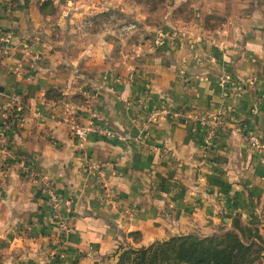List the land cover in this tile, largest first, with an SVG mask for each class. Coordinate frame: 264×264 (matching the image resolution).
<instances>
[{
	"label": "crops",
	"instance_id": "1",
	"mask_svg": "<svg viewBox=\"0 0 264 264\" xmlns=\"http://www.w3.org/2000/svg\"><path fill=\"white\" fill-rule=\"evenodd\" d=\"M6 2L14 7L0 8V30L12 34L13 48L0 56V117L12 95L21 101L0 189V264H115L124 241L211 236L234 219L264 237V148L245 139L252 133L264 146L262 16L242 27L190 24L183 41L158 45L155 34L115 35L104 21L124 17V7L113 0H61L55 16L34 0ZM211 8L203 21L220 15ZM225 77L245 91L226 94ZM163 107L179 117L149 123ZM212 119L222 124L205 161L204 122ZM68 120L114 135L82 142ZM21 163L69 202L67 238L47 221L42 179Z\"/></svg>",
	"mask_w": 264,
	"mask_h": 264
},
{
	"label": "trees",
	"instance_id": "2",
	"mask_svg": "<svg viewBox=\"0 0 264 264\" xmlns=\"http://www.w3.org/2000/svg\"><path fill=\"white\" fill-rule=\"evenodd\" d=\"M35 4L46 16H55L59 10L53 0H37ZM18 115L16 111L10 122ZM128 237L135 243L140 240L139 233H130ZM263 254L264 237L255 228L234 219L231 230L211 236L182 235L147 246L125 241L114 256L115 264H264Z\"/></svg>",
	"mask_w": 264,
	"mask_h": 264
},
{
	"label": "built area",
	"instance_id": "3",
	"mask_svg": "<svg viewBox=\"0 0 264 264\" xmlns=\"http://www.w3.org/2000/svg\"><path fill=\"white\" fill-rule=\"evenodd\" d=\"M115 30L120 34H128L138 32V26L135 22H126L124 24H119L115 27ZM12 34L7 31L0 30V56L8 57L12 51ZM156 43L158 45H162L168 41H182L181 35L176 32L166 33L164 31H158L155 37ZM220 86L227 94V92H231L235 95H241L245 91V84L238 81L237 79L231 77H225L220 80ZM21 98L19 95H12L10 99V104L5 110L4 114L0 117V189L2 181L5 178L6 170L8 167V163L14 160L13 149H12V141L9 136L10 130V120L14 117L16 111H18L19 103ZM169 119H177L179 117L178 112L170 111L167 108L156 109L149 116V123L158 122L159 119L166 118ZM16 119V118H15ZM18 119V117H17ZM68 124L70 125L72 132L79 137L80 141H86L90 135L93 133H97L103 135L105 137H113V133L111 131L104 129L102 127L97 126H84L82 124L76 123L74 121L68 120ZM222 124L219 119H212L207 121L205 120L204 125L206 126V134L204 137V147H203V158L206 161L210 158V156L215 151V138L217 133V127ZM148 129V127H146ZM236 132H241L242 129L240 127L235 128ZM246 143L252 149L263 150L264 146L261 144L258 137L253 135L252 133L247 134ZM21 166L27 173H30L31 176L35 178H40L39 174L31 168L24 167L21 163ZM95 168V166H93ZM96 173L99 177V186L103 193L108 194L110 190L106 183L102 180L100 167H96ZM43 181V186L45 188V193L49 202V214L47 216L48 223H51L56 231L59 234V237L65 239L68 237L71 222L67 216V209L69 208V202L66 201L60 194H58L55 185L50 182L48 179L40 178ZM116 199H118L116 197Z\"/></svg>",
	"mask_w": 264,
	"mask_h": 264
},
{
	"label": "rangeland",
	"instance_id": "4",
	"mask_svg": "<svg viewBox=\"0 0 264 264\" xmlns=\"http://www.w3.org/2000/svg\"><path fill=\"white\" fill-rule=\"evenodd\" d=\"M36 1L34 0V3ZM53 1L60 9L61 0ZM62 1L65 2V0ZM113 2L116 6L124 7V17L114 12L110 13V17L104 21L106 26L117 27V25L126 22H135L138 32L134 33H143L142 37L146 35L147 38H153L158 31H164L179 33L183 41L185 37L181 30L186 29L190 24H194V27L214 24L220 27L224 24L225 26L231 24L230 27L232 25L242 27L248 23L250 16H262L264 20V0H154V2H150V0H113ZM13 7L11 2L0 0V8L12 9ZM211 7L218 8L220 15L216 16L214 21L204 20V22V13L212 10ZM254 9L255 11H253ZM115 33L123 38L127 35L126 33L120 34L118 31ZM263 256L264 254L262 259H264Z\"/></svg>",
	"mask_w": 264,
	"mask_h": 264
},
{
	"label": "water",
	"instance_id": "5",
	"mask_svg": "<svg viewBox=\"0 0 264 264\" xmlns=\"http://www.w3.org/2000/svg\"><path fill=\"white\" fill-rule=\"evenodd\" d=\"M264 257V256H263Z\"/></svg>",
	"mask_w": 264,
	"mask_h": 264
}]
</instances>
